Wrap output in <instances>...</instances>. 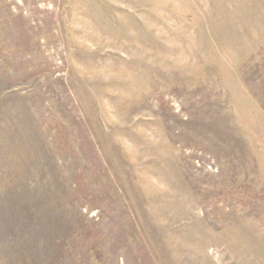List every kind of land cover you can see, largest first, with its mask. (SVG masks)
<instances>
[{
    "label": "rangeland",
    "instance_id": "1",
    "mask_svg": "<svg viewBox=\"0 0 264 264\" xmlns=\"http://www.w3.org/2000/svg\"><path fill=\"white\" fill-rule=\"evenodd\" d=\"M0 127V245L38 185L91 264H264V0H0Z\"/></svg>",
    "mask_w": 264,
    "mask_h": 264
},
{
    "label": "trees",
    "instance_id": "2",
    "mask_svg": "<svg viewBox=\"0 0 264 264\" xmlns=\"http://www.w3.org/2000/svg\"><path fill=\"white\" fill-rule=\"evenodd\" d=\"M8 129L0 127V138L8 139L6 147H1L0 154L8 156H22L25 153L24 139L18 136L8 135ZM26 155V153H25ZM31 189H41L44 193L47 189L59 191L57 188L32 185ZM64 195H72V187L62 188ZM44 193H37L38 199H32L28 208L23 211L22 234L20 247L13 249L0 245V257L3 264H91L93 253L97 247H90L85 241H80L76 231L60 221L57 210L51 213L50 203ZM44 195V203L41 197ZM60 202H66L67 208H73V204L65 196ZM74 196V195H72Z\"/></svg>",
    "mask_w": 264,
    "mask_h": 264
}]
</instances>
